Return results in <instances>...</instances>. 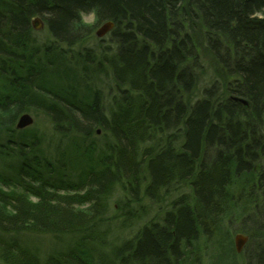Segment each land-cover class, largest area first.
<instances>
[{
    "label": "trees",
    "instance_id": "16d2710c",
    "mask_svg": "<svg viewBox=\"0 0 264 264\" xmlns=\"http://www.w3.org/2000/svg\"><path fill=\"white\" fill-rule=\"evenodd\" d=\"M0 136V264H264V0H0Z\"/></svg>",
    "mask_w": 264,
    "mask_h": 264
},
{
    "label": "rangeland",
    "instance_id": "374dc122",
    "mask_svg": "<svg viewBox=\"0 0 264 264\" xmlns=\"http://www.w3.org/2000/svg\"><path fill=\"white\" fill-rule=\"evenodd\" d=\"M82 19L85 24H88L90 26L94 25L96 21L94 13L83 14ZM102 24L103 23L95 25V27L93 28L94 33H96V30ZM36 31L40 32L41 30H36ZM39 35L41 38L42 35L44 34H39ZM101 77H102L101 81L99 80L96 86L100 88L101 90H105V94H106L107 84L110 85V81L109 80L105 81L106 77L103 75ZM27 113H29L32 116L33 123L25 128L28 131H32L34 133L36 132L38 136H41L43 139V143H42L43 148H47L50 152H54V146H53L54 144L51 143V139L52 138L54 139L55 135L50 130L51 125L49 122V118L45 114H43L41 111H37L33 109L28 110ZM97 130L98 132L91 137V140L101 142L103 141L102 131L100 128H97ZM4 138H5L4 136H0V139H4ZM91 140H90V143H91ZM70 150L66 153V177H72V176L76 177V175L79 174L81 171V159L77 154L78 153L77 149L74 148ZM173 188H176V185ZM180 188H183V187L181 186ZM120 199H121L120 195L114 194V196L110 200L111 208H110L109 215L115 216L118 214V212L115 213L113 211V208L115 207L116 210H119ZM135 227L136 225L129 227L127 229L126 234L123 236L124 237L130 236L135 230ZM114 235L116 234L114 233ZM18 237L21 238L22 241L32 246L35 245L42 251V253L43 252L47 253L49 251L56 250L59 247L68 245L70 242L73 241V235H69V234L60 235V236L55 237V235H52V234L29 235V234L23 233V234H19ZM120 237H122V234L120 235Z\"/></svg>",
    "mask_w": 264,
    "mask_h": 264
},
{
    "label": "water",
    "instance_id": "95a60500",
    "mask_svg": "<svg viewBox=\"0 0 264 264\" xmlns=\"http://www.w3.org/2000/svg\"><path fill=\"white\" fill-rule=\"evenodd\" d=\"M32 25L35 30H41L44 28V23L42 19L39 16H36L32 20ZM114 26V23L112 21H106L104 22L97 30H96V36L101 37L107 34ZM33 123V118L29 113H24L20 116L17 127L22 129L25 128ZM249 237L246 234L243 233H237L234 237L235 246L238 252H241L244 245L247 243Z\"/></svg>",
    "mask_w": 264,
    "mask_h": 264
},
{
    "label": "bare ground",
    "instance_id": "6f19581e",
    "mask_svg": "<svg viewBox=\"0 0 264 264\" xmlns=\"http://www.w3.org/2000/svg\"><path fill=\"white\" fill-rule=\"evenodd\" d=\"M241 252H242V250H241ZM241 252H238V253H241Z\"/></svg>",
    "mask_w": 264,
    "mask_h": 264
}]
</instances>
